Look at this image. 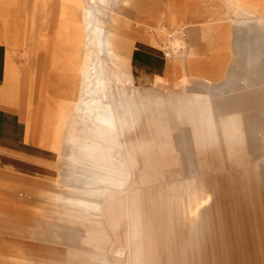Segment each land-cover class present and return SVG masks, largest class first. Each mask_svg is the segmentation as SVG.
I'll list each match as a JSON object with an SVG mask.
<instances>
[{
	"label": "rangeland",
	"instance_id": "374dc122",
	"mask_svg": "<svg viewBox=\"0 0 264 264\" xmlns=\"http://www.w3.org/2000/svg\"><path fill=\"white\" fill-rule=\"evenodd\" d=\"M232 1L0 0L30 129L0 135L28 169L0 162V264H264V0L253 22Z\"/></svg>",
	"mask_w": 264,
	"mask_h": 264
},
{
	"label": "crops",
	"instance_id": "0c3cea01",
	"mask_svg": "<svg viewBox=\"0 0 264 264\" xmlns=\"http://www.w3.org/2000/svg\"><path fill=\"white\" fill-rule=\"evenodd\" d=\"M228 5L231 9V16L229 18L246 21L252 19L251 22H253L255 16L261 15L257 13L258 7L256 6V3L252 0L232 1ZM182 18L183 16L180 17V20H182ZM171 20L175 21L174 18H171ZM94 29L96 32H98L97 27H94ZM105 40V49L108 54L114 55L115 52L120 59H123L122 57L127 59H134L133 63L143 64L144 66H155L154 58L153 56H151L152 54L148 53L146 50L137 48L132 44L119 45L116 40H112V36L110 35H107ZM3 46L4 45L2 44V42H0V135L5 130H8L10 128L17 129V131L26 129L30 132L28 122L26 123V125H24V120L21 117L17 116L20 115L19 113H21V110L18 113L17 108H22L23 88L20 83L15 81H9L10 74L7 70L6 61L7 49L5 48V50H3ZM142 81L143 84L147 86L152 84V81L146 78ZM110 111V115L112 119H114L115 124L120 125L121 129H124V127H126L128 124L125 115V108L122 109V112L119 114L116 113L114 108H111ZM18 160L19 159L14 155H0V162L8 165L10 170L13 169L14 171H16L17 169L21 168L25 169V171L28 170L26 168H23V166L17 164Z\"/></svg>",
	"mask_w": 264,
	"mask_h": 264
},
{
	"label": "built area",
	"instance_id": "2783aa9c",
	"mask_svg": "<svg viewBox=\"0 0 264 264\" xmlns=\"http://www.w3.org/2000/svg\"><path fill=\"white\" fill-rule=\"evenodd\" d=\"M160 36V49L167 59L182 60L189 52V27H170L161 24L157 27Z\"/></svg>",
	"mask_w": 264,
	"mask_h": 264
},
{
	"label": "bare ground",
	"instance_id": "6f19581e",
	"mask_svg": "<svg viewBox=\"0 0 264 264\" xmlns=\"http://www.w3.org/2000/svg\"><path fill=\"white\" fill-rule=\"evenodd\" d=\"M243 190V189H242Z\"/></svg>",
	"mask_w": 264,
	"mask_h": 264
}]
</instances>
